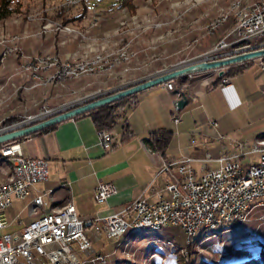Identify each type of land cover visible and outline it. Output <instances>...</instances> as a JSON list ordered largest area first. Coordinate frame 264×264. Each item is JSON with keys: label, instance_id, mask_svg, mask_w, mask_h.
Segmentation results:
<instances>
[{"label": "rangeland", "instance_id": "1", "mask_svg": "<svg viewBox=\"0 0 264 264\" xmlns=\"http://www.w3.org/2000/svg\"><path fill=\"white\" fill-rule=\"evenodd\" d=\"M12 1L15 12L0 21V134L37 123L159 73L214 59L218 54L215 45L226 36L234 19L231 16L230 22L209 33L211 24L222 11L232 7L234 0H130L121 9L111 6L114 0L73 6L66 4L67 0ZM255 1L247 0L244 4ZM85 6L88 7L83 13ZM206 11L209 18L202 17ZM45 56L51 63L39 71L25 66L42 63ZM95 57L113 65L112 68L103 65V71L97 69L96 73L76 77H70L67 68L63 78H49L62 74L66 66L90 62ZM210 73L214 79V71L203 72L195 74L193 82L208 78ZM259 75L262 74L246 76L245 84L253 85L261 79H255ZM9 117L21 121L2 127ZM245 118L238 115L237 119H226L229 129L223 133L225 140L221 143L235 149V142L245 140L235 137L247 127ZM159 132L158 136L165 134ZM17 140L9 143H18ZM4 166L5 161L0 163V168ZM262 213H255L242 226L222 227L221 233L203 241L189 240V245H185V236L178 227L151 232V237L147 233L122 237L116 246L120 253L111 258L110 264H185L189 257L197 264H237L257 258L264 252ZM20 228L13 221L0 235ZM167 240L174 246L163 244Z\"/></svg>", "mask_w": 264, "mask_h": 264}, {"label": "crops", "instance_id": "2", "mask_svg": "<svg viewBox=\"0 0 264 264\" xmlns=\"http://www.w3.org/2000/svg\"><path fill=\"white\" fill-rule=\"evenodd\" d=\"M202 17L209 18L207 11ZM245 63L242 72L228 77L226 88L220 85L221 82L212 86L218 77V72L214 71V79L210 73L208 78L193 82L196 80L193 74L175 79L171 91L161 84L133 95L120 112V120L110 130L112 147L109 149L99 144L97 129L87 113L18 139L24 156L47 159L48 179L32 186L24 200L12 201L5 211L8 226L16 221L22 228L35 219V215H29L28 206L33 198L47 193L42 196L43 206L38 209V214L72 201L77 216L90 223L85 233L91 247L80 255L82 260L97 252L113 257L115 251L116 255L120 249L117 250L113 240L107 239L103 232L95 236L92 221L120 212L141 196L148 202L156 201V192L162 191L168 180L165 174L155 178L163 163L178 162L187 157L196 174L217 167L214 160L223 154L220 137L229 129L225 125L228 117L237 119L242 115L248 120L243 134L235 137L252 141L264 136V70L260 69L258 61ZM257 73L262 75L255 79H261L251 87L247 86L246 76L253 77ZM175 91L184 93L187 99L179 111L174 103L181 97L177 99ZM132 98L136 102L131 105ZM176 114L181 120L178 124L172 122ZM211 121H216V127L210 124ZM159 131L168 132L169 142L163 151L148 144L151 136ZM227 149L230 153L235 151ZM206 155H209V161L202 163ZM99 182L112 183L116 191L103 202L94 200ZM64 183H69L70 187H65ZM148 185L154 193L148 191ZM14 231L18 230L11 232Z\"/></svg>", "mask_w": 264, "mask_h": 264}, {"label": "built area", "instance_id": "3", "mask_svg": "<svg viewBox=\"0 0 264 264\" xmlns=\"http://www.w3.org/2000/svg\"><path fill=\"white\" fill-rule=\"evenodd\" d=\"M69 1L92 2L67 0L66 4L69 5ZM262 48L264 6H257L255 13L246 16L242 29H236L227 42L215 45V52L218 54L214 59ZM253 61H258L260 69L264 70L262 58ZM50 63L45 56L42 57V63H27L25 66H31L33 72H37ZM220 85L228 87L229 78H223ZM164 86L168 91L173 89L172 81L164 83ZM174 96L179 99L181 93L175 91ZM135 102L132 98L129 104ZM172 121L178 124L181 121L179 115L176 114ZM210 124L213 127L217 125L216 121H211ZM161 132L163 131L159 133ZM97 136L104 149L112 147L109 130H97ZM220 139L224 141L225 137ZM234 145L235 151L230 153L227 145L222 143L223 154L214 160L217 167L203 170L199 174L190 167L191 159L187 157L178 162L163 163L155 178L165 174L168 180L163 190L156 192V201L148 202L141 196L118 213L96 217L91 224L95 236L103 232L117 246L121 233L128 226L154 222L164 229L178 227L185 236V245H189L190 234L204 224H245L260 211H263L260 218L264 219V136L260 135L252 141H237ZM0 155H10L18 164L17 175H9L5 166L4 170H0L1 231L8 227L5 211L12 201L24 200L32 186L48 179V161L44 157L24 156L18 143L6 144L0 148ZM206 161H209V155H206L202 163ZM147 189L153 192L151 185ZM115 193L112 183L99 182L94 200L103 202ZM45 194L47 193L43 195ZM43 195L33 198L28 206L29 215H35V219L18 231L0 235V264H110L112 256L99 252L84 260L80 258L91 247L85 233V221L77 216L72 201L38 214V209L43 206ZM243 203H251V210H243Z\"/></svg>", "mask_w": 264, "mask_h": 264}, {"label": "water", "instance_id": "4", "mask_svg": "<svg viewBox=\"0 0 264 264\" xmlns=\"http://www.w3.org/2000/svg\"><path fill=\"white\" fill-rule=\"evenodd\" d=\"M258 58H264V48L242 51L236 54H232L217 59L204 60L193 64L185 65L173 70L159 73L146 80H143V82L118 89L117 91L112 92L111 94L100 97L96 100L82 104L75 108L69 109L60 114L51 116L37 123L0 134V145L4 143H9L10 141H15L22 137L29 136L35 132L51 127L62 121L72 119L82 114H86L102 106L115 103L121 99L135 95L153 86L161 85L178 78L190 76L193 74L203 73V72H209V71H217L218 77H222L225 74L226 68L233 65L243 64L245 62L252 61ZM186 103H187L186 96L182 95L181 98L177 100V102L175 103V109L177 111L182 110L186 105ZM89 224L90 223H85L84 225L85 228H87Z\"/></svg>", "mask_w": 264, "mask_h": 264}, {"label": "bare ground", "instance_id": "5", "mask_svg": "<svg viewBox=\"0 0 264 264\" xmlns=\"http://www.w3.org/2000/svg\"><path fill=\"white\" fill-rule=\"evenodd\" d=\"M94 1H100V0H92V2H94ZM246 1L247 0H234L232 7L226 11H222L219 19L216 20L215 22L213 21L214 23H212L211 27L208 29L209 33H211L210 32L211 30L220 27L224 23L230 22L231 16H234L233 23H232L230 29L228 30L226 36L223 37L222 39H220L217 44L227 42V40L230 37H233V35L236 32V29H242L243 22L249 13H255L257 6H264V0H257L255 2H252L251 4L245 5L244 2H246ZM78 4H87V3H85V1H69L70 6L78 5ZM126 59H127V57H126ZM111 60H113V59H111ZM119 60L122 61L121 59H119ZM36 62H38V61H36ZM103 65L105 66V68L107 66H108V68L113 66V65L110 66V64L108 62H105V61L102 62L101 60H98L97 57H95V59H92V61H90V62H87V61L83 62L82 61V62L74 63V65H71L69 67L66 66L62 69V74L57 73L53 77L51 76L49 78H51V80H55V77H59V79H61L60 76H62V78H63L64 74L65 75L67 74L66 73L67 68H69V72H68L69 76L70 77H76V76L83 74V73H86V72H89V73H91L93 71L95 72V71H97V69L102 70L101 66H103ZM174 118L175 117H173V119ZM3 161H5V166L7 167L6 170H9V175H17V172H18L17 162L14 159H12L10 155H0V163ZM0 170H4V169L0 168ZM63 185L65 187H68V183H64ZM243 210H251V203H243ZM232 225L242 226L243 223H234V224H231V226ZM224 226H227V225L218 224L216 226H212V224H204V226H201L199 229H197L196 231H194L190 234L189 240H192L200 232L204 231L205 233H208V232H212V231H220L221 228ZM163 230H165V229L159 227V225H155L154 222H145V223L138 224L136 226H128L127 229L124 231V233H121L120 239L122 237H123L122 239H124L126 236L131 235V234L142 235L144 233L149 234L151 232L152 233H158V232H161ZM149 236L151 237V234H149ZM149 242H151V241H149ZM163 244H165V245L168 244L169 246H174L173 242H171L169 240H167ZM103 263H105V262H101V264H103Z\"/></svg>", "mask_w": 264, "mask_h": 264}, {"label": "trees", "instance_id": "6", "mask_svg": "<svg viewBox=\"0 0 264 264\" xmlns=\"http://www.w3.org/2000/svg\"><path fill=\"white\" fill-rule=\"evenodd\" d=\"M130 0H114L113 3L111 4V6L117 9H121L125 6H127L129 4ZM13 1L12 0H0V21H3L7 18H10L12 16V14L15 12L14 8H13ZM88 6H85V8H83V13L86 12V8ZM112 8V9H113ZM232 50V49H230ZM262 60L264 61V58H262ZM245 65L246 63H243L241 65H235V66H231L229 68H227V70L225 71V74L222 77H216L215 81L213 82L212 86H216L218 83L221 82V80L224 77H233L237 74H239L240 72H242L245 69ZM184 95V93H181V96ZM133 96V95H132ZM130 97L121 99L115 103L106 105V106H102L100 108H97L93 111H90L87 113V115L91 118L94 126L96 127L97 130H101V129H108L111 128L112 126H114L116 124L117 121L120 120L121 115L118 114V112L120 110H123L126 107L127 101ZM19 121H21L20 118H13V117H9L6 118L1 126L2 127H7L10 126L12 124L18 123ZM53 126L48 127L47 129H51ZM166 134H168V132H166L165 134L158 136L157 133L153 134L151 136V138L148 140V144L154 148L157 149L159 151H163V149L167 146L169 139L166 137ZM5 145V144H4ZM3 144L0 145V148L4 146ZM224 227H229L224 226ZM236 227V225H232L229 228L226 229H231ZM223 230L220 231H212V232H208L205 235H202L203 232H200L196 237H194L192 240H194L196 243L203 241L205 238L212 236V235H216L218 233H221ZM145 234V233H144ZM132 235V234H131ZM143 235V234H142ZM141 236V235H138ZM131 238H134L135 236H130ZM190 260V261H189ZM189 260L187 261V263L185 264H197L195 262V260H191V258L189 257ZM237 264H264V252H260L259 257L257 258H253L250 260H245V261H241Z\"/></svg>", "mask_w": 264, "mask_h": 264}]
</instances>
